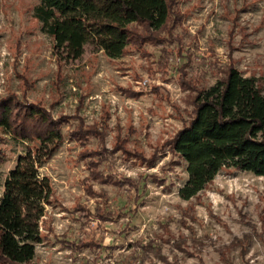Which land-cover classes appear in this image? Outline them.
I'll use <instances>...</instances> for the list:
<instances>
[{
	"label": "rangeland",
	"instance_id": "rangeland-1",
	"mask_svg": "<svg viewBox=\"0 0 264 264\" xmlns=\"http://www.w3.org/2000/svg\"><path fill=\"white\" fill-rule=\"evenodd\" d=\"M37 2L0 0V98L14 92L41 102L74 126L107 119L104 138L82 144L67 137L41 172L52 180L56 197L43 230L50 225L55 234L94 237L111 248L72 253L51 233L28 264H264V175L224 168L186 200L179 194L189 177L186 162L168 145L191 118L197 92L215 84L229 66L259 77L264 86V0H178L179 17L159 33L164 47L147 43L142 51L111 59L89 43L80 58L70 60L34 17ZM68 128L63 125V132ZM10 138L0 131L6 154L1 180L23 150ZM123 138L125 148L141 158L116 148ZM87 147L110 152L101 169L146 182L138 212L131 210L127 184L92 181L100 195L87 192L89 170L79 159ZM78 202L109 209L115 217L73 219ZM149 242L153 248L144 246Z\"/></svg>",
	"mask_w": 264,
	"mask_h": 264
},
{
	"label": "trees",
	"instance_id": "trees-1",
	"mask_svg": "<svg viewBox=\"0 0 264 264\" xmlns=\"http://www.w3.org/2000/svg\"><path fill=\"white\" fill-rule=\"evenodd\" d=\"M37 1L34 17L53 39L61 57L69 60L80 58L89 43L111 59L122 57L129 50L142 51L147 43L164 47L166 40L159 33L168 31L171 22L179 17L178 0ZM224 72L215 84L197 92L191 118L168 142L173 155L186 162L189 177L179 188L180 196L186 200L203 191L224 168L264 175V86L259 77L245 75L235 66ZM65 124L69 128L63 132ZM107 126L105 118L98 124L74 126L68 116L55 117L41 102L21 98L14 92L0 98V131L23 147L15 166L0 179V186H4L0 197V264L30 263L37 245L54 233L50 225L46 232L43 230L47 206L56 200L52 180L41 172L44 164L67 137L84 144L91 137L104 138ZM126 141L119 139L116 148L141 158V154L125 148ZM108 152L105 147H87L80 153L79 159L89 170L84 179L87 192L100 195L92 181L127 184L135 204L131 210L136 213L147 192L146 182L140 185L132 176L101 169ZM5 158L6 154L0 150V163ZM150 161V164L154 162ZM151 176L162 179L157 174ZM71 212L73 219L83 222L91 216L102 222L115 217L109 209L92 210L81 202ZM129 227L127 224L120 232ZM54 236L72 253L90 247L104 252L111 248L94 237L72 239L69 231ZM144 246L153 248L154 244L149 242Z\"/></svg>",
	"mask_w": 264,
	"mask_h": 264
}]
</instances>
